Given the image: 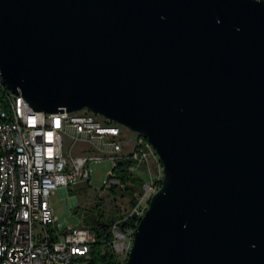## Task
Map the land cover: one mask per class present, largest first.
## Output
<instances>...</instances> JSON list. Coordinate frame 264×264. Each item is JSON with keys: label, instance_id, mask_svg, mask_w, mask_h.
<instances>
[{"label": "water", "instance_id": "1", "mask_svg": "<svg viewBox=\"0 0 264 264\" xmlns=\"http://www.w3.org/2000/svg\"><path fill=\"white\" fill-rule=\"evenodd\" d=\"M0 73L35 110L88 107L155 147L121 264H264V0H0Z\"/></svg>", "mask_w": 264, "mask_h": 264}, {"label": "built area", "instance_id": "2", "mask_svg": "<svg viewBox=\"0 0 264 264\" xmlns=\"http://www.w3.org/2000/svg\"><path fill=\"white\" fill-rule=\"evenodd\" d=\"M4 98L7 105L0 99V111L8 115L9 125L0 133V264H121L150 198L162 185L163 165L158 174L149 173L131 211L111 221L109 240L99 239L91 225L60 222L52 195L61 185H87L93 159L109 157L116 167L121 158L130 157L132 170H140L153 155L161 160L153 144L88 107L24 110L9 88ZM126 128L134 133L130 152H124L130 141ZM66 138L72 141L68 152ZM77 143L85 145L76 153L72 148ZM114 167L105 186L122 183ZM132 214L135 226L122 225ZM107 247L115 261L103 257Z\"/></svg>", "mask_w": 264, "mask_h": 264}, {"label": "rangeland", "instance_id": "3", "mask_svg": "<svg viewBox=\"0 0 264 264\" xmlns=\"http://www.w3.org/2000/svg\"><path fill=\"white\" fill-rule=\"evenodd\" d=\"M99 116L102 117L103 115L99 114ZM124 132H127L128 136L130 135V141L126 143L128 146H126L124 152H130L132 148L130 144L134 138V133L130 132L127 128L124 129ZM71 142L69 138H66L65 152H68ZM84 145L77 143L72 149L77 153L82 150L81 147ZM93 149L86 150L93 152ZM143 164L140 170H133L135 172H141L145 181L150 179L149 173L151 171L154 174H158L163 165L162 161L156 155H153L149 159V162ZM113 167L114 162L109 157L93 159L90 163L91 179L87 185L59 186L52 195V203L60 222L64 225L68 223H85L92 226L93 215L97 214L94 207L97 203L100 204V209L104 212L105 217L111 214L119 216L120 213L126 214L131 211V196L122 194L121 188L125 186V183L122 182L121 184L112 185L120 187L115 190H112V186L110 185L105 186ZM77 206L79 210L75 211ZM85 216L86 218H84Z\"/></svg>", "mask_w": 264, "mask_h": 264}, {"label": "trees", "instance_id": "4", "mask_svg": "<svg viewBox=\"0 0 264 264\" xmlns=\"http://www.w3.org/2000/svg\"><path fill=\"white\" fill-rule=\"evenodd\" d=\"M8 88L0 83V99L3 101L4 105H7V102L5 100V94L7 93ZM134 160L130 157H123L118 161V164L116 167H114V171L116 176L120 179L121 182L125 183V186L122 187V194L123 195H130L131 196V206L133 207L138 200V195L140 192H142L143 184L145 182L144 177L142 174H139L138 172H135L131 169V166L133 164ZM116 188H120L118 186H112V190H115ZM97 214L93 215V223L92 226L100 228V235L98 236L99 239H105L109 240L112 238V231H111V221L117 216L115 214H111L110 216H104V212L100 209V204L97 203L95 206ZM79 207L77 206L75 208V211H78ZM124 213H120L119 217H123ZM86 218V216L84 217ZM135 220L136 216L134 214L129 215L128 217L121 220L122 225H130L135 226ZM105 221L109 222V224L104 228L102 225H99L98 223ZM104 258L110 259V260H116L117 257L114 254V252L107 247L105 254L103 255Z\"/></svg>", "mask_w": 264, "mask_h": 264}, {"label": "bare ground", "instance_id": "5", "mask_svg": "<svg viewBox=\"0 0 264 264\" xmlns=\"http://www.w3.org/2000/svg\"><path fill=\"white\" fill-rule=\"evenodd\" d=\"M0 83L2 84L1 76H0ZM17 96H18V98H20V103H21L22 106H24V110H31V106L25 100L23 95L21 93H17ZM97 114H99V113H97ZM112 121H115V120H112ZM8 125H9V117H8V115L6 113L0 111V133H4V130L8 129ZM163 176H164V174H163ZM132 244H133V241L130 242L129 251H130V249L132 247ZM128 254L129 253L126 254V257H124L123 261L128 257Z\"/></svg>", "mask_w": 264, "mask_h": 264}]
</instances>
